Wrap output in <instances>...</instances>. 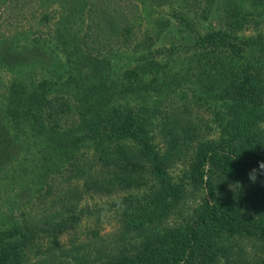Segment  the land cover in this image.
Wrapping results in <instances>:
<instances>
[{"label":"trees","instance_id":"trees-1","mask_svg":"<svg viewBox=\"0 0 264 264\" xmlns=\"http://www.w3.org/2000/svg\"><path fill=\"white\" fill-rule=\"evenodd\" d=\"M258 161L264 0H0V264H264Z\"/></svg>","mask_w":264,"mask_h":264},{"label":"rangeland","instance_id":"rangeland-1","mask_svg":"<svg viewBox=\"0 0 264 264\" xmlns=\"http://www.w3.org/2000/svg\"><path fill=\"white\" fill-rule=\"evenodd\" d=\"M228 181L225 182V184H227ZM232 184H229V187H231ZM208 190L202 191L200 194L195 195V197L189 199L187 201V205L185 210L183 211V215H181V217H175L172 219H168L165 224L164 227L168 226L170 228H175V226H180L182 224H184V222L186 223L187 219L189 218L192 210L195 207H199V205H201L202 203H204L205 201H209L210 197H212L213 195H215V192L218 194L220 192V190L218 188H207ZM183 219V221L181 220Z\"/></svg>","mask_w":264,"mask_h":264},{"label":"clouds","instance_id":"clouds-1","mask_svg":"<svg viewBox=\"0 0 264 264\" xmlns=\"http://www.w3.org/2000/svg\"><path fill=\"white\" fill-rule=\"evenodd\" d=\"M262 177H264V161H258V166L248 172V179L250 183H256L259 180L264 184V179H260ZM209 202L211 203L212 199H209Z\"/></svg>","mask_w":264,"mask_h":264}]
</instances>
